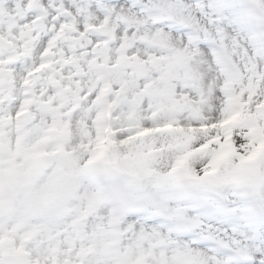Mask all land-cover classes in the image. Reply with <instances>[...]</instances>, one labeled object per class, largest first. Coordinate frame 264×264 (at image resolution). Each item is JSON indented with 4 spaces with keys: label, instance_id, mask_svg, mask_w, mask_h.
Returning a JSON list of instances; mask_svg holds the SVG:
<instances>
[{
    "label": "snow or ice",
    "instance_id": "1",
    "mask_svg": "<svg viewBox=\"0 0 264 264\" xmlns=\"http://www.w3.org/2000/svg\"><path fill=\"white\" fill-rule=\"evenodd\" d=\"M0 264H264V0H0Z\"/></svg>",
    "mask_w": 264,
    "mask_h": 264
}]
</instances>
